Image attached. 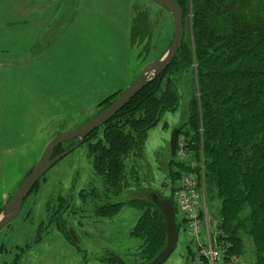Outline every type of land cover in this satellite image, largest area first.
<instances>
[{
	"label": "rangeland",
	"instance_id": "1",
	"mask_svg": "<svg viewBox=\"0 0 264 264\" xmlns=\"http://www.w3.org/2000/svg\"><path fill=\"white\" fill-rule=\"evenodd\" d=\"M36 1L0 0V213L49 142L110 106L174 39L172 16L149 0ZM191 27L187 19L186 40ZM193 80L192 73L180 77V107L148 132L144 156L128 162L138 179L128 176L129 189L118 202H151V192L174 199L172 180L182 157H172L170 143L188 118ZM74 144L62 145L58 154ZM87 154L83 144L26 198L19 218L0 233V264H109L102 260L115 256L121 263L114 264H140L143 242L131 233L142 211L126 205L116 218L101 220L95 217L101 199L80 198L81 191L101 190ZM213 197L207 192L215 222L219 203ZM181 218L178 211V225ZM251 242L246 239V250ZM165 264H190L181 225Z\"/></svg>",
	"mask_w": 264,
	"mask_h": 264
},
{
	"label": "trees",
	"instance_id": "2",
	"mask_svg": "<svg viewBox=\"0 0 264 264\" xmlns=\"http://www.w3.org/2000/svg\"><path fill=\"white\" fill-rule=\"evenodd\" d=\"M177 1L184 10V28L191 19L190 40L185 30L183 46L168 70L86 139L101 190L81 191L80 198L101 199L103 205L95 210L101 220L116 218L126 205L142 211L131 233L143 242L140 264H149L165 248L166 220L152 200H117L130 179H138L134 170L128 171V162L144 156L147 134L159 124L158 115L162 120L178 111L179 79L192 73L194 88L179 138L186 140L192 159L205 167L206 189L219 203L217 217L234 243L233 253L247 251L255 258L252 262L264 264V0ZM101 129L95 141L92 137ZM177 168L172 182L187 170L185 164ZM246 239L252 241L248 250ZM113 259L102 261L120 262Z\"/></svg>",
	"mask_w": 264,
	"mask_h": 264
},
{
	"label": "water",
	"instance_id": "3",
	"mask_svg": "<svg viewBox=\"0 0 264 264\" xmlns=\"http://www.w3.org/2000/svg\"><path fill=\"white\" fill-rule=\"evenodd\" d=\"M149 1L167 10L173 18L174 39L166 54L162 58L147 64L139 76L126 89V91L110 106L76 129L57 135L47 144L32 172L16 189L9 202L0 213V233L19 218L28 195L55 165L81 147L92 133L109 123L138 94L146 89L161 74L166 72L169 66L176 59L185 40L184 10L177 0ZM160 120L161 114L158 115L157 124ZM179 133L180 130L176 129L171 138L170 149L172 157H176L177 154ZM73 142H75V144L72 147L57 156L55 155L59 146ZM150 196L153 204L163 213L165 217L167 240L165 248L149 264H165L175 252L178 243L175 207L172 200L161 198L156 192H151Z\"/></svg>",
	"mask_w": 264,
	"mask_h": 264
},
{
	"label": "built area",
	"instance_id": "4",
	"mask_svg": "<svg viewBox=\"0 0 264 264\" xmlns=\"http://www.w3.org/2000/svg\"><path fill=\"white\" fill-rule=\"evenodd\" d=\"M179 154L182 161L186 160L183 145ZM188 165V170L181 173L174 190L175 204L182 216L180 225L185 231L190 264H251L244 256L233 253L234 245L230 236L217 221H213L207 206L202 167L193 161Z\"/></svg>",
	"mask_w": 264,
	"mask_h": 264
},
{
	"label": "bare ground",
	"instance_id": "5",
	"mask_svg": "<svg viewBox=\"0 0 264 264\" xmlns=\"http://www.w3.org/2000/svg\"><path fill=\"white\" fill-rule=\"evenodd\" d=\"M182 172H183V170L179 172V177H178V179L180 178ZM178 179H177V180H178ZM177 180L173 183V187L175 186ZM174 191H175V190H174ZM205 193H206V199H207V189H206ZM165 199H169V198H165ZM170 200H171V199H170ZM173 203H175V195H174ZM216 221H217V222H220L219 219H217ZM213 228H214V227H213V225H212V229H213ZM226 234H227V233H226ZM227 235H228V234H227ZM159 254H160V253H159ZM159 254H158V255H159ZM158 255H157V256H158Z\"/></svg>",
	"mask_w": 264,
	"mask_h": 264
},
{
	"label": "flooded vegetation",
	"instance_id": "6",
	"mask_svg": "<svg viewBox=\"0 0 264 264\" xmlns=\"http://www.w3.org/2000/svg\"><path fill=\"white\" fill-rule=\"evenodd\" d=\"M32 1H35V0H32ZM36 2H39V0L38 1H36ZM35 4V3H34Z\"/></svg>",
	"mask_w": 264,
	"mask_h": 264
},
{
	"label": "crops",
	"instance_id": "7",
	"mask_svg": "<svg viewBox=\"0 0 264 264\" xmlns=\"http://www.w3.org/2000/svg\"><path fill=\"white\" fill-rule=\"evenodd\" d=\"M182 126H179L178 128L180 129Z\"/></svg>",
	"mask_w": 264,
	"mask_h": 264
}]
</instances>
